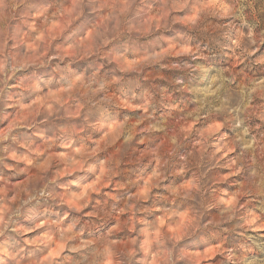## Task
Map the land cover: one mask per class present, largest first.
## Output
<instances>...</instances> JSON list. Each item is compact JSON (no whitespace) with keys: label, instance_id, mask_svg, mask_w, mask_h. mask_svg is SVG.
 Returning a JSON list of instances; mask_svg holds the SVG:
<instances>
[{"label":"clouds","instance_id":"1","mask_svg":"<svg viewBox=\"0 0 264 264\" xmlns=\"http://www.w3.org/2000/svg\"><path fill=\"white\" fill-rule=\"evenodd\" d=\"M0 264H264V0H0Z\"/></svg>","mask_w":264,"mask_h":264}]
</instances>
